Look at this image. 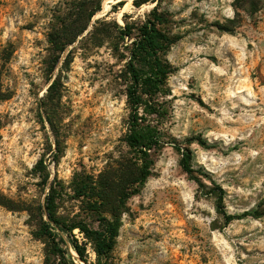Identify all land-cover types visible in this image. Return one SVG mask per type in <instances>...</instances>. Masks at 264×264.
Segmentation results:
<instances>
[{"label":"rangeland","instance_id":"rangeland-1","mask_svg":"<svg viewBox=\"0 0 264 264\" xmlns=\"http://www.w3.org/2000/svg\"><path fill=\"white\" fill-rule=\"evenodd\" d=\"M65 1L0 0V50L12 51L5 66L0 62L9 94L0 100V193L18 208L0 206V264H48L49 247L38 234L47 192L34 170L41 157L48 181L56 176L73 195L74 175H98L130 155L124 60L110 25L142 21L157 1L136 7L102 0L50 77L46 27ZM158 4L179 36L167 53L175 71L159 127L191 151L193 176L164 145L126 202L111 263L264 264V0ZM56 75L52 98L47 87ZM58 205L64 217L84 216L79 200ZM69 251L68 264H95L90 248L86 261Z\"/></svg>","mask_w":264,"mask_h":264},{"label":"trees","instance_id":"trees-1","mask_svg":"<svg viewBox=\"0 0 264 264\" xmlns=\"http://www.w3.org/2000/svg\"><path fill=\"white\" fill-rule=\"evenodd\" d=\"M147 1L133 0L132 3L138 7ZM152 1L157 3L142 21H124L122 26L113 22L110 25L121 41L119 58L124 60L122 80L129 113L123 140L129 149V157L98 175H74L70 186L73 195L66 192L56 176L48 181V174L39 169L44 164L43 157L34 167L41 174L42 184L47 186L44 205L40 208L38 234L47 241L48 264H68L72 259L69 250L86 261L88 248L95 255V264H112V251L121 226V216L126 211V202L140 192L151 175L155 157L164 145H170L180 154L179 165L185 173L193 176L191 151L166 136L159 127L167 114L165 97L170 94L167 79L175 71L167 53L179 36L170 31V14L159 8L158 0ZM101 2L66 0L51 11L45 35L49 44L50 77L54 75L53 71L66 47L76 41L87 29L93 15L100 10ZM117 4L122 5V1ZM99 22L96 21V24ZM103 23L108 25L110 22ZM101 44L99 40L97 45ZM115 50H119L118 45H115ZM11 54L8 48L0 50L2 66L9 62ZM58 84L59 76L56 75L47 87V93L52 98L58 94ZM8 98L9 94L2 89L0 76V100ZM67 197L80 201L83 217L79 212L68 217L59 214L58 203ZM220 202L221 196L217 206ZM0 206L18 209L1 193ZM232 219L231 215H226L227 222ZM75 230L77 233H74Z\"/></svg>","mask_w":264,"mask_h":264}]
</instances>
